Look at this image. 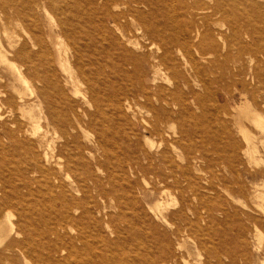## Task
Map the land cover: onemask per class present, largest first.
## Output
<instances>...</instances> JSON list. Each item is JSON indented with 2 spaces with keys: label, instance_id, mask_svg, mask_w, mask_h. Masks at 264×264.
Instances as JSON below:
<instances>
[{
  "label": "bare ground",
  "instance_id": "bare-ground-1",
  "mask_svg": "<svg viewBox=\"0 0 264 264\" xmlns=\"http://www.w3.org/2000/svg\"><path fill=\"white\" fill-rule=\"evenodd\" d=\"M20 1L21 5L18 0L13 2L0 0V59L10 67L15 90L14 93L9 91L3 93L0 90L3 93V98L0 99V143L8 139L12 143L11 146L15 145L20 149L23 147L26 153L30 151L33 156L32 158L30 156L31 161L27 160L33 164L34 172L41 174L42 184L46 186L47 191H44V194L41 193L43 189L39 191L41 195L34 200L27 201L20 198L24 202L16 222L11 218L14 214L12 215L10 207L19 203L20 195L16 192L15 196L11 194V196L4 195L2 200L0 198V234L2 233L6 238L15 229V224L19 226V231L23 234L21 239L11 240L3 246V252H0V264H17L15 248L20 251L22 260L32 258L37 264L189 263L180 240L184 232H191L199 226L201 213L198 207L195 206L197 210H192L180 205V207L177 206L178 209L169 213L168 208L164 207L167 206L164 204L169 201L164 197L168 202L165 201L163 204L162 201H156L154 205L147 207L149 210L144 209L142 205H138L140 201L137 202L133 197L137 195L125 198L126 192L123 193L125 196L118 194L119 188L118 191L116 189L117 195H113L111 192L113 189L102 184L100 175L95 170L102 167V170H99L103 173V167H105L104 172L107 178L105 176L104 178L114 187L113 181L117 175L115 173L119 170L115 172L114 162L113 166L110 163L112 162L111 154L108 150L111 149L108 147L113 145L119 148V141L122 140L124 143L125 136L128 137L120 125V118L127 117L128 111L141 119L140 123L144 124L143 131L146 133V143L150 147H137L128 152L130 150L126 146H121L119 149H122V154L119 155L116 151V154L118 153L116 164L120 168L127 165L135 166L138 173L141 172L143 176L152 175L154 178L150 177L154 180L157 178L158 181L156 180L155 184L167 182L168 178H172L171 180L175 183L174 188L178 187L183 193L184 189L181 186L183 182L179 181L182 178L179 179L177 174H181L179 177H182L188 170L186 167L183 168V164L179 165L178 159L185 160V157H183L184 152L179 151L178 148L187 150L185 156L188 161L195 157L196 152L193 154L192 146H190L192 144L189 145L187 142L194 134L200 132H196L197 126L214 114L213 118H216L217 123H221V131L226 134V142L217 148L216 154L219 159L225 160L223 163L231 170L228 171L230 174L232 172L237 179L234 181L237 186L234 187V183L232 186L226 183L230 178H225V189L234 194L249 196L255 206H251L250 211H244L245 220L251 228L263 235L264 232L260 228L264 229V167L256 169L253 167V170L249 167H252L251 163L257 159V153H260L261 148L264 149V42L259 43L256 39L259 36L264 38V0L263 2L259 0ZM9 6L18 16H21V21H27L22 26L24 29L29 28L30 31L24 30L30 33L28 37L16 39L12 35L11 21L15 19V16L12 17L13 14L8 11ZM246 6L253 9V16H248L251 14ZM43 12L46 14L47 23L42 22ZM221 21L229 22V33L222 31L220 25L219 28L216 27ZM61 37L62 40L66 37L71 45L72 51L69 56L67 50L70 47L63 49V41L59 40ZM15 60L20 62L19 66L14 65ZM225 70L232 81L233 88L225 91V102L242 99L243 104L237 109L238 116H245L244 119L252 125L251 128L243 122V119L237 118V124H233L237 125L241 138L229 127V123L219 120L217 114L223 94L215 87L219 84L224 85L221 81L224 75L226 76ZM29 77L39 82V84L36 82V94L32 102L26 98L23 88L17 87V82L24 85L30 82ZM25 91L27 92L26 89ZM28 93L31 95V92ZM211 99L216 104L214 109L209 106L212 102L208 101ZM143 112H147L145 116L149 115V117L145 118ZM7 116L10 117L7 118ZM236 116L235 114V118ZM42 119L46 122L43 130L41 129L44 123ZM57 132L59 136H56L60 138L57 141L60 140V144L56 147L54 135ZM148 135L158 136L162 142L160 145L163 144L155 154L151 152V148L154 144L156 145V142L150 140L151 137ZM214 135L218 137L215 133ZM51 136L55 142L51 141ZM136 137L139 138L137 135ZM52 142L56 143L55 147ZM94 146H96V152L92 151ZM8 155L6 157H10ZM1 156L3 159V155ZM92 163L95 164V169ZM240 166H243L246 173L243 183L238 181L241 173ZM194 169L192 167V170ZM196 169L199 170V168ZM209 170L213 171L210 168ZM63 172L64 175H62ZM6 173H9L8 170ZM211 173L214 174V172ZM4 175L8 174L3 172ZM32 175L35 174L32 172ZM145 177L149 178V176ZM125 178L122 181L126 180ZM191 179L194 180V178ZM258 179H260L259 182L254 181ZM120 180L119 178L118 181ZM130 181L128 180V183ZM0 183L2 184V181ZM13 184L15 186L16 183L13 182ZM192 184L189 183V187L197 185ZM134 185L136 186L135 183ZM209 185L211 187L210 183ZM164 191L166 195L170 190ZM171 192L172 190L169 196ZM193 193L190 195L193 196ZM1 194L3 195L0 192V196ZM32 194H34L33 191ZM110 195L112 198L108 201ZM218 195L220 197L219 193ZM215 196L213 195L214 198ZM112 200L116 201L113 205L118 206L119 209L126 205L127 208L134 210V221L125 220L128 227L120 224L113 225L116 235L122 236L130 232L133 234L132 254L124 250H121L119 254H115L116 252L114 253L112 249L106 250L104 236L93 232L95 236L91 239L92 235L87 229L88 226L95 224L94 227L97 230L98 213L95 214L96 217L94 216L96 210L99 213H105L107 218L108 216L109 219L112 218V212L109 211V207H113ZM213 200L219 202L216 199ZM127 208L123 207L124 210ZM122 211L118 212L122 213ZM237 212L235 210L234 215L239 218ZM120 213L118 215L121 216ZM126 215L127 213L124 216ZM229 215L231 216V213ZM106 217L105 219L108 220ZM211 217L213 218L212 213ZM231 219L233 221L235 218ZM235 220L240 223L238 219ZM76 226L78 227V229L75 228L77 231H74L76 234H72ZM239 227L245 228L243 225ZM210 229L212 230L211 227ZM207 244L200 242L198 248L204 249L208 256L212 254L214 257H219L218 250L211 249ZM259 246L262 247L261 244ZM259 251L260 255H264V246L259 248ZM225 254L230 257L227 250Z\"/></svg>",
  "mask_w": 264,
  "mask_h": 264
},
{
  "label": "rangeland",
  "instance_id": "rangeland-1",
  "mask_svg": "<svg viewBox=\"0 0 264 264\" xmlns=\"http://www.w3.org/2000/svg\"><path fill=\"white\" fill-rule=\"evenodd\" d=\"M12 2H13V0H11ZM19 1V5H21V1L20 0H18ZM259 1H262L263 2V0H259ZM261 2V3H262ZM263 4H264V2H263ZM246 8L248 9V12H249V14H251V15H248V16H253L254 15V12H253V9H251L250 7H248V6H246ZM8 11L10 12V14H13V16L12 17H14L15 16V19H12V21H11V33H12V35L14 36V38H16V39H19L20 37H24V38H26V37H28L29 35H30V33H27L26 31H24V30H28V31H30L29 30V28H23L24 26H22V24H24V22L26 23L27 21L26 20H24V22L23 21H21V16H18L17 15V13L16 12H14V9L13 8H11L10 6L8 7ZM263 11H264V8H263ZM44 13V12H43ZM17 15V16H16ZM263 16H264V12H263ZM20 17V18H19ZM241 18V20L242 21H244V19L242 18V17H240ZM18 19V20H17ZM28 20V19H27ZM21 21V22H20ZM237 21L239 22V20L237 19ZM20 22V23H19ZM42 22L43 23H47V17H46V14L44 13L43 14V16H42ZM220 25V26H219ZM225 25H226V27H225ZM228 25H229V22L227 23V22H225V21H221V22H219L218 24H217V26L216 27H220L221 29H223L222 31H225L226 33H229V29H228ZM22 26V27H21ZM218 27V28H219ZM225 27V28H224ZM23 29V30H22ZM46 34H48V32H46ZM23 35V36H22ZM27 35V36H26ZM45 35V34H44ZM65 38V39H64ZM67 38L66 37H63V40H62V37H61V39H59L60 41L62 40L63 41V49H68L69 47V50H67V55L69 56L70 55V53H71V51H72V48H71V45L67 42L68 40H66ZM256 39H257V41L259 42V43H261V42H264V38L262 37L261 38V36H259V37H256ZM5 40V39H4ZM65 40V41H64ZM260 40V41H259ZM65 42V43H64ZM64 44H65V46H64ZM67 44H69V45H67ZM67 45V46H66ZM68 47V48H67ZM10 57H11V55H10ZM15 63L16 64H14L15 66H19L20 65V62L18 61V60H15ZM9 65L8 64H6L5 62H2V60L0 59V90H1V92H5V91H9V92H15V90L13 89V79L11 78V71H10V67H8ZM227 73V70H225V73L224 74H226ZM3 76V77H2ZM226 76H227V74H226ZM225 75H224V81H223V79H222V84H224V85H215L216 87V89H219L220 91H221V93L223 94V96H222V101L218 104L219 105V107H218V118H219V120H223L225 123H229L228 125H229V127L234 131V133L235 134H237V136L238 137H240L241 138V135H240V133H238V131H237V125H235V124H233V123H236V120H237V118H238V120L239 119H243V122L246 124V125H248L249 127H251L252 128V125L250 124V122L247 120V119H244L245 118V116H243V117H241V116H238V111H237V109H238V107L240 106V105H242L243 103V100L242 99H240V98H238L237 100H235V101H229V102H225L226 100H225V96H226V94H225V91L226 90H228V89H233L232 88V81H231V79L227 76L226 77ZM227 78V79H226ZM28 80H30V82H28L26 85H24L23 83L21 84L20 82H17V87L18 88H20V89H22V91H23V93H26V98L27 99H29V100H31V102L34 100L33 98H35L34 96H35V94H36V86H37V84H39V82H37V81H33V79L32 78H30L29 77V79ZM33 82V83H32ZM36 82H37V84H36ZM20 84V85H19ZM31 84V85H30ZM225 84H226V86H225ZM229 84H231V85H229V87H228V85ZM24 85V86H23ZM27 85H28V87H27ZM223 86V87H222ZM227 88V89H226ZM25 89L27 90V92L25 91ZM32 90V91H31ZM222 91H224V92H222ZM0 92V93H1ZM28 92H31V95L28 93ZM3 93H1L0 94V99H2L3 98ZM33 93V94H32ZM27 94H28V97H27ZM32 95H33V97H32ZM251 99V98H250ZM209 103H211V104H209V106H210V108L212 109H214V106L216 105L215 104V102H214V100H212L211 99V101L209 100L208 101ZM234 103V104H233ZM240 103V104H239ZM214 104V105H213ZM211 105H213V106H211ZM225 105H226V107H225ZM233 105V106H232ZM227 107H229V108H227ZM232 107H234V108H232ZM40 108V107H39ZM36 110L38 109V108H35ZM227 110L229 111V112H227ZM231 110V111H230ZM39 111V110H38ZM37 112V111H36ZM232 112V113H231ZM236 112V113H235ZM233 113H235L237 116H236V118H235V114H233ZM147 114V112H143V116L146 118H148L149 117V115H147V116H145ZM226 114V115H225ZM222 115H225V116H222ZM234 115V116H233ZM132 116V117H131ZM211 116H212V118H211ZM211 116H209V117H207L208 118V120H207V118L205 119L206 121H204L203 122V124L202 123H200L198 126H197V131L196 132H198V131H200V132H198V133H200V134H198V133H196V134H198V136H195L196 134H194L190 139L191 140H188V142L187 143H189V145L190 144H192V145H190V146H192V150H193V154H194V156L196 157H193L190 161H188L187 159H186V156L185 155H187V150H183L184 148H178V150L179 151H183L184 153V155H183V157H185V160L183 159H181V158H179L178 159V162H180V166H181V164H183V168H187V172H186V174L185 175H183L182 177H179L181 174H177V176H178V178L180 179V178H182V179H180L179 181L180 182H183V184H181V186H182V188L184 189V193L183 192H180V189L178 188V187H176V188H174V185H175V183L172 181L173 179L172 178H168V180H167V182H162V183H159V184H155L156 183V180L158 181V179L156 178L155 180L153 179L154 177L152 176V175H144L143 176V174L141 173V172H139L138 173V171H137V169H135V166H131V165H127V166H125V167H121L120 168V166L118 165V164H116V161H117V154H116V151L117 152H119V155H121L122 154V149H119V148H121V146H126V148L128 149V150H130V151H128V152H131L132 150H134L133 148H137V147H144V146H146V147H144V148H148V147H150L147 143H146V139H145V134L146 133H144V131H143V129H144V124H142V123H140V122H142L141 121V119H139V117H137L136 118V116L135 115H133V113L131 112V111H128V116L127 117H121L120 118V125H121V127L125 130V135H128V137L127 136H125V141H124V143H123V141L122 140H120L119 141V148H115L113 145H111L110 146V148L108 147V149H111V150H108L109 152H110V154H111V161L112 162H110L111 163V165L113 166V164H115L114 165V168L116 169L115 170V172L116 171H123V169L125 170V171H121V172H117V173H115V174H117L116 175V177L114 178V181H113V184H115V185H113L114 187H112V184L110 183V182H108V180L107 179H105V178H107L106 177V174H105V172L104 171H106L104 168L105 167H103V173H102V171H100V170H102V167L101 168H99V169H95V167H94V163H92V166L94 167V169L97 171V174L98 175H100L99 176V178L101 179V182H102V184L104 185V186H106L107 188H109V189H113V191H111L112 192V194L114 195H117V191H118V188H119V193L118 194H122V195H124L123 193H125L126 192V197L125 198H129V197H132L133 195H137V197L136 196H133V197H135L136 198V200H137V202H139V204L138 205H142L141 207L142 208H144V209H148L147 207H149V205H154V202H156V201H162V203L163 202H168V203H166V204H164V205H167V206H169V207H171V206H173L174 208L172 209V207L171 208H169V207H167V206H164V207H166V208H168L167 210H168V212L169 213H171L172 211H174V210H176V209H178V207H180V205H183L184 207L185 206H187L186 208L187 209H194V210H197L198 209V211H199V213H201L200 214V220L198 221V223H199V226L198 227H195L191 232L189 231V232H184L183 233V236L181 237V240H180V243L183 245V247H182V250H183V252H185V255H186V257H187V260L189 261V263L187 262V264H206V262H208V264H264V255H260L258 252H260L259 251V248H262L263 246H264V233H263V235L262 234H259V232L256 230V229H254V228H251L250 227V224L249 223H247V221L245 220V214H244V211H250L251 210V206H255L254 204H253V202L249 199V196L247 197L246 195L244 196L243 194H234L233 192L231 193L229 190V192L225 189V187H226V183L227 184H231L230 186H232V184L234 183V181L235 180H237L236 178H235V176L233 175V173L231 172V174H230V172L228 171V170H230L229 168H228V166L227 165H225L224 163H225V160H221V159H219V157H218V155L216 154V150H217V148L219 147V146H221V144L222 143H225L226 142V134H223L224 132H222L221 130H222V125H221V123L220 122H218L217 123V120H216V118H213V117H215L214 116V114L213 115H211ZM217 116V115H216ZM10 117V116H9ZM8 116H7V118H9ZM226 117V118H225ZM233 117V118H232ZM131 118V119H130ZM133 118V119H132ZM229 118H231L230 119V121H227V119L229 120ZM137 119H139V120H137ZM25 120H27V119H25ZM226 120V121H225ZM234 120V121H233ZM237 120V121H238ZM42 122L44 121V123H42V126L44 127H42L41 129L43 130V129H45V120H41ZM232 121V122H231ZM137 122V123H136ZM207 122V123H206ZM215 122H216V125H215ZM231 122V123H230ZM133 123H135L134 124V127H133ZM204 123H205V126H204ZM44 124V125H43ZM124 124V125H123ZM137 124V125H136ZM140 124V125H139ZM212 126H211V125ZM214 124V125H213ZM232 124H233V126H232ZM237 124V123H236ZM201 125V126H200ZM203 125V126H202ZM232 127H231V126ZM137 126V127H136ZM207 126H209V127H207ZM126 127V128H125ZM204 127H205V129H204ZM216 127H218L219 129H217ZM133 128V129H132ZM211 128V129H210ZM215 128V129H214ZM133 131H132V130ZM135 130V131H134ZM139 130V131H138ZM205 130H207V131H205ZM136 131H138V132H136ZM216 131V132H215ZM128 134H127V133ZM204 133V134H202V133ZM137 133V134H136ZM208 133V134H207ZM214 133L216 134V136H218V137H215V135H214ZM219 133V134H218ZM135 134V135H134ZM140 134V135H139ZM52 135H54V134H52ZM59 136V132H57V133H55V135L54 136ZM136 135L139 137V138H137L136 137ZM204 135V136H203ZM211 135V136H210ZM57 136H56V138L54 137V139H56V143H57V145H56V143L54 144V140H53V136H51L50 138H52V140L51 141H54V142H52L53 144L52 145H54V147H55V145H56V147L60 144V140H58L57 141V139L59 138H57ZM149 137H151V138H149L150 140H153L154 142H156V145L154 144L153 145V148H151V152L153 153V154H155V152H156V150L157 151H159L161 148H162V145H160L162 142L158 139V136H156V135H154V136H151V135H148ZM131 137V139H129ZM140 137H141V139H140ZM155 137V138H154ZM193 137L195 138L196 137V139H193ZM201 137H203V139H201ZM215 138H216V140H215ZM219 138V139H218ZM222 138V139H221ZM239 138V139H240ZM60 139V138H59ZM143 139V140H142ZM199 139H201L200 141H199ZM6 142H5V141ZM3 141H1V143H0V156L1 155H3V159H2V156H1V159H2V162H1V159H0V170H1V167H2V171H0V181H2V184L0 183V187H2V188H0V192L1 193H3V195L2 196H0V198H1V200H2V197L4 196V195H6V196H11V194L12 195H14L15 196V194H16V192H18V194L21 196H19V203L16 205V206H13V207H10V211H12L11 213H12V219H13V221L14 222H16L17 221V219H18V217H19V213L22 211V204H23V202L24 201H21L20 200V198L21 199H25V200H27V201H30V200H34L35 198H38L40 195H41V193H45L46 191H47V189H46V186L44 185V184H42V181H41V179H42V177H41V174L38 172V174H37V172L35 173L34 172V166H33V164L31 163V162H29V161H31V158H32V156L33 155H31V153H30V151H29V153L27 152L26 153V149H24L23 147H21L22 149H20V147L19 148H16V146L15 145H13V146H11L12 145V143L8 140V139H4ZM129 140V141H128ZM158 140V141H157ZM203 140V141H202ZM218 140V141H217ZM240 140H242V139H240ZM126 141H127V143H126ZM152 141V142H153ZM190 141H192V143L190 142ZM198 141V142H197ZM211 141H212V143H211ZM221 141V142H220ZM9 142V144H6V143H8ZM131 144H129V143ZM143 142H145V143H143ZM153 142V143H154ZM195 142V143H194ZM203 142H204V144H203ZM194 143V144H193ZM201 145H199V144ZM11 144V145H10ZM123 144H125V145H123ZM129 144V145H128ZM139 144H141V145H139ZM142 144H143V146H142ZM145 144V145H144ZM205 144H207V145H205ZM212 144V145H211ZM10 145V146H9ZM94 145V144H93ZM133 145V146H132ZM199 145V146H198ZM204 145H205V147H204ZM130 148H129V147ZM8 147H9V149H8ZM155 147V148H154ZM197 147H198V149H197ZM201 147H203V148H201ZM209 147H210V149H209ZM95 148V149H94ZM113 148V149H112ZM214 150H213V149ZM19 149V150H18ZM94 149V150H93ZM12 150V151H11ZM115 150V151H114ZM121 150V151H120ZM196 150V151H195ZM198 150V151H197ZM213 150V151H212ZM2 151V152H1ZM20 151V152H19ZM24 151V152H23ZM92 151L93 152H96L97 150H96V146H94V147H92ZM113 151L115 152V155L113 154ZM208 151H212L211 153L210 152H208ZM215 151V152H214ZM112 152V153H111ZM127 152V153H128ZM186 152V153H185ZM199 152H201V153H199ZM2 153V154H1ZM10 153V155H8ZM197 153H199V154H197ZM215 153V154H214ZM11 154H13L12 156H11ZM28 154H30V155H28ZM34 154V153H33ZM205 154V155H204ZM258 154V156H257V161L256 160H254L252 163H251V165H252V167L250 166L249 168H251V170H253V169H256L257 167L259 168V167H264V149L263 148H261V151H260V153H257ZM10 156V157H6V156ZM27 155V156H26ZM23 156V157H22ZM30 156H31V158H30ZM217 156V157H216ZM16 157V158H15ZM22 157V158H21ZM113 157V158H112ZM115 157H116V159H115ZM199 157V158H198ZM203 157V158H202ZM12 159H14V160H12ZM22 159H24V160H22ZM29 161H28V160ZM114 159H115V161H114ZM195 160V162H194V160ZM197 159V160H196ZM5 160H7V161H5ZM9 160H10V163H9ZM16 160V161H15ZM21 160L23 161V163H25V164H23L22 162H21ZM184 161V162H181V161ZM201 160H203L202 162H201ZM4 161V162H3ZM13 161V162H12ZM198 161V162H197ZM220 161L222 162V163H220ZM7 162V163H6ZM114 162V163H113ZM188 162V163H187ZM192 162V163H191ZM199 162H200V164H199ZM224 162V163H223ZM254 162H255V164H254ZM12 163V164H11ZM113 163V164H112ZM187 163V164H186ZM194 163V164H193ZM217 163V164H216ZM220 163V164H219ZM5 164V165H4ZM22 164V165H21ZM185 164V165H184ZM191 164V165H190ZM193 164V165H192ZM198 166H197V165ZM203 164V165H202ZM25 165V166H24ZM28 165V166H27ZM214 165H216V166H214ZM221 165V166H220ZM253 165H255V166H253ZM4 166V167H3ZM20 166V167H19ZM21 166H23V167H21ZM26 166H27V168H26ZM32 166H33V168H32ZM195 166H196V168H199V170L198 169H196L195 168ZM202 168H204V169H202ZM213 166V167H212ZM226 166V167H225ZM13 167V168H12ZM20 169H19V168ZM25 167V168H24ZM189 167H190V170H189ZM192 167H193V169L194 170H192ZM224 167H225V170H224ZM253 167H255V168H253ZM17 168V169H16ZM118 168V169H117ZM209 168L210 169H212L213 171H211V170H209ZM253 168V169H252ZM5 169H7L8 170V172L9 173H6L7 172V170H5ZM220 169H222V170H224V172L221 170V172H220ZM99 170V171H98ZM129 170V171H128ZM240 178L238 179V181L240 182V183H243L244 182V177L246 176V173H245V169H243V166H240ZM12 171V172H11ZM127 171V172H126ZM194 171H196L195 173H194ZM214 172V174L213 173H211V172ZM231 171V170H230ZM3 172L5 173V174H8V175H10V177L8 176V175H4L3 176ZM14 172V173H13ZM32 172L36 175H32ZM126 172V173H125ZM197 172H198V174H197ZM228 172V173H227ZM127 173H129V175L127 174ZM141 173V174H140ZM225 173H226V175H225ZM104 174V175H103ZM120 174H121V176H120ZM122 174H124V176H122ZM126 174H127V176H126ZM189 174V175H188ZM199 174H200V178H201V180H200V178H199ZM221 174V175H220ZM224 174V175H223ZM242 174V175H241ZM21 175H23L22 177H21ZM32 175V176H31ZM62 175H64V172H63V174ZM131 175H133V176H131ZM192 175V176H191ZM197 177H196V176ZM104 176H105V178H104ZM131 178H130V177ZM145 176H149V178L148 177H145ZM150 176H152L153 178H151ZM223 176H225V177H223ZM227 176H229V177H227ZM5 177V178H4ZM25 177V178H24ZM29 177V178H28ZM33 177V178H32ZM39 177V178H38ZM65 177V176H64ZM71 177V179H73L72 178V176H70ZM121 179L120 181H118L119 180V178ZM124 177H126L125 179L127 180H123L122 181V179H124ZM129 177V178H128ZM135 177H138V178H135ZM186 177H187V180H188V182H184V181H187L186 180ZM190 177V178H189ZM222 177H223V179H222ZM10 180V181H8V179ZM20 178H21V181H20ZM36 178H37V180H36ZM134 178V179H133ZM191 178H194V180L193 179H191ZM195 178H196V180H195ZM225 178H232L231 180L233 181V182H231V180L230 179H227L228 181L226 182L225 180ZM234 178V179H233ZM26 179V180H25ZM40 179V180H39ZM147 179V180H146ZM149 179V180H148ZM172 179V180H171ZM185 179V180H184ZM199 179V180H198ZM203 179V180H202ZM5 182H4V181ZM6 180H7V182H6ZM32 180H34V181H32ZM104 180V181H103ZM106 180V181H105ZM128 180L130 181L129 183H128ZM19 181V182H18ZM25 181V182H24ZM29 181V182H28ZM38 183H37V182ZM115 181H117V182H115ZM136 181V182H135ZM140 181V182H139ZM154 181V182H153ZM192 181V182H191ZM195 181V182H194ZM222 181H223V183H222ZM254 181H257V182H259L260 181V179H258V180H254ZM9 182V183H8ZM13 182L14 183H16L15 184V186H13L14 184H13ZM34 182V183H33ZM40 182V183H39ZM105 182V183H104ZM125 184V185H122L123 183ZM226 182V183H225ZM4 183V184H3ZM19 183H20V185H21V183H22V185L21 186H23V187H21L20 185H19ZM26 185H25V184ZM119 183L121 184V185H119ZM134 183L136 184V186L134 185ZM154 183V184H153ZM186 183V184H185ZM189 183H195V184H197V185H193V186H190L189 187ZM209 183L211 184V187H210V185H209ZM225 183V184H224ZM8 184H9V186H8ZM13 184V185H12ZM30 184V185H29ZM38 184H39V186H38ZM107 184V185H106ZM119 186H118V185ZM127 184V185H126ZM130 184H132V185H130ZM206 184H207V186H206ZM222 184V185H221ZM224 184V185H223ZM2 185H5V186H2ZM21 188H17L18 186ZM35 185V186H34ZM109 185V186H108ZM111 185V186H110ZM155 185H156V188H154L155 187ZM167 187H165V186ZM201 185V186H200ZM203 185V186H202ZM205 185V186H204ZM8 186V187H7ZM29 186H32V187H29ZM44 187V188H41V187ZM126 186V187H125ZM133 186V187H132ZM186 186V187H185ZM188 186V187H187ZM196 186V187H195ZM233 186L235 187V186H237V184H233ZM5 187H7V188H5ZM129 187H131V188H129ZM147 187H148V189H147ZM191 187H194V188H191ZM202 187V188H201ZM204 187H206V188H204ZM214 187V188H213ZM222 187V188H221ZM15 188H17L16 190H14ZM32 188V189H31ZM33 188H35L34 190H33ZM121 188V189H120ZM124 188H125V190H124ZM136 188V189H135ZM138 188V189H137ZM189 188V189H188ZM200 188V189H199ZM203 188L205 189V190H203ZM211 190H210V189ZM213 188V189H212ZM7 189V190H6ZM9 189V190H8ZM20 189V190H19ZM30 189L33 191V193L34 194H32V191H30ZM43 189V190H42ZM116 189H117V191H116ZM134 189V190H133ZM143 189V190H142ZM150 189H151V191H150ZM176 189V190H175ZM193 189H194V191H193ZM217 189H218V191H217ZM11 190V191H10ZM42 190V192L40 193L39 191H41ZM124 190V191H123ZM147 190V191H146ZM163 190V191H162ZM164 190H172V192L170 193V195L172 196H169V192H167L166 193V195H165V191ZM199 190V191H198ZM206 190H207V192H208V194H207V192H206ZM35 191V192H34ZM45 191V192H44ZM128 191H130V192H132V193H130V192H128ZM135 191V192H134ZM138 191V192H137ZM176 191V192H175ZM191 191V192H190ZM217 193H215V192ZM10 193V194H8V193ZM13 192V193H12ZM127 192L129 193V194H127ZM144 194H143V193ZM162 192H164V194L162 193ZM194 192V193H193ZM202 192V193H201ZM5 193V194H4ZM27 193V194H26ZM38 193H40V194H38ZM80 193V192H79ZM133 193H135V194H133ZM146 193V194H145ZM162 193V194H161ZM182 194V196H180V194ZM191 193H193V196H191L192 194ZM196 193H198V194H196ZM213 193V194H212ZM216 194V196H215V194ZM218 193L220 194V197H219V195H218ZM26 194V195H25ZM37 194V195H36ZM155 194H156V197H155ZM175 194V195H174ZM185 194V195H184ZM191 194V195H190ZM212 194V195H211ZM78 195V194H77ZM124 195V196H125ZM127 195H129V196H127ZM158 195H160V196H158ZM163 195H165V196H163ZM196 195V196H195ZM213 195L215 196V198L213 197ZM26 196V197H25ZM144 196V197H143ZM146 196V197H145ZM161 196H163L162 197V199H161ZM173 196H177L178 198V200L177 199H175L176 197H173ZM196 197V200H195V197ZM197 196L199 197V198H197ZM203 196V197H202ZM210 196H211V198H210ZM224 198H223V197ZM141 199H140V198ZM158 197V198H157ZM168 200H166L165 198ZM170 197H171V200H172V203H175L176 201L178 202V203H175L174 205L171 203V200H170ZM189 197V198H188ZM193 197V198H192ZM205 197V198H204ZM207 197H208V201L210 202V203H207L208 201H207ZM217 197V198H216ZM222 197V198H221ZM112 197H111V195H110V197H109V199H108V201H111L110 199H111ZM164 198V199H163ZM181 198V199H180ZM187 198V199H186ZM190 198L192 199V200H190ZM210 198V199H209ZM220 198V199H219ZM227 198V199H226ZM146 199H148V200H146ZM174 199V200H173ZM200 199H202V201L200 200ZM212 199H216V200H218L219 202H216L215 200H213V201H215V202H213L212 201ZM0 200V201H1ZM105 200V199H104ZM115 200V199H114ZM114 200H112V201H114ZM142 200V201H141ZM164 200V201H163ZM176 200V201H175ZM183 202H182V201ZM205 200L207 201V202H205ZM223 200V201H222ZM225 200H226V202H225ZM101 202H102V199L100 200ZM149 201V202H148ZM151 201V202H150ZM175 201V202H174ZM182 203H181V202ZM193 201V202H192ZM231 203H230V202ZM116 201H114V203L113 202H111V204L113 205V204H116L115 203ZM187 202H189V203H187ZM203 204H202V203ZM211 202H213V203H211ZM221 202V203H220ZM145 203V204H144ZM151 203V204H150ZM184 203V204H183ZM194 203V204H193ZM196 203V204H195ZM216 203V204H215ZM147 204V205H146ZM170 204H172L171 206H170ZM206 205V206H203V205ZM207 204H209V205H211V207H209V205L207 206ZM215 204V205H214ZM222 204V205H221ZM190 205V206H189ZM214 207H213V206ZM218 205H219V207H218ZM178 206V207H177ZM198 207L197 209H195L196 207ZM221 206H223L224 208H222ZM123 207L124 208H127L128 206H126V205H123L122 206V208H120L119 209V207L118 206H114L113 205V207L111 208V207H109V211L110 212H112V214L111 215H113L112 216V218L111 219H109L110 217L108 216V218L106 217V215H105V213L103 214V213H99L97 210L94 212V216H95V214L96 213H98L97 214V217H96V220H97V226L98 227H96L97 228V230H95V224H92V225H90V226H88L89 228H87V229H89V233L92 235L91 236V239L95 236V235H93L94 233L95 234H98V233H101L103 236H104V239H105V241H106V246H104L105 248H106V250H113V252L115 253V254H119L120 252H121V250H124L125 252H127V253H129V254H132L133 252H132V249H131V246L133 245V243H134V241H133V238H132V236H133V234L130 232L129 234L128 233H125V234H122V236H119V235H116L117 233L114 231V229H113V225H115V224H120L121 226H125V227H128L127 225H128V223L125 221V220H127V221H130V222H132V221H134V219H133V214H134V210H132V209H130V208H127V209H123ZM204 207V208H203ZM207 207V208H206ZM234 207V208H233ZM223 209V210H221V209ZM236 208V209H235ZM9 209V208H8ZM7 209V211H9ZM122 209H123V211H122ZM213 209V210H212ZM226 209H229V210H226ZM149 210V209H148ZM210 210V211H209ZM226 210V211H225ZM235 210H237L238 212V216H240L239 218L238 217H235V215H234V211ZM118 211H122V213H124V214H122V213H120V212H118ZM207 211L209 212V213H207ZM212 211V212H211ZM129 212V213H128ZM116 215H115V214ZM121 214V216L120 215H118V214ZM127 213V215L126 216H124L125 214ZM188 213L189 214H191V212L188 210ZM211 213H212V216H213V218L211 217ZM215 213V214H214ZM226 213V214H225ZM231 213V216L229 215ZM208 214H209V216H208ZM100 215H101V218H102V216H105L108 220H106L105 219V217H103L102 219H103V221H102V219L100 218ZM123 215V216H122ZM224 215H226L227 217H225ZM228 215L230 216V217H228ZM115 216H116V218H115ZM117 216H119V217H117ZM223 217H225V218H223ZM99 218V219H98ZM118 218V219H117ZM226 218H227V220H226ZM231 218H235V219H238V221L240 222V223H238L235 219H233V221H232V219ZM112 219H114L113 220V222H112ZM117 219V220H116ZM214 219V220H213ZM217 219V220H216ZM240 219V220H239ZM101 220V221H100ZM110 220V222H108ZM115 221V222H114ZM226 221V222H225ZM230 221V222H229ZM246 221V222H245ZM102 222H103V224H102ZM212 222V223H211ZM216 222V223H215ZM229 222V223H228ZM107 223V224H106ZM147 223V222H146ZM231 223V224H230ZM235 223V224H234ZM243 223V224H242ZM246 223V224H245ZM106 225V226H105ZM111 225V226H110ZM239 225H243V226H245V228H241V227H239ZM249 225V226H248ZM110 226V227H109ZM94 227V228H93ZM210 227L212 228V230L210 229ZM75 228L76 229H78V227L76 226V227H74V230H72V234L74 233V231H77V230H75ZM94 229V230H90V229ZM100 228V229H99ZM199 228V229H198ZM206 230H205V229ZM208 228V229H207ZM109 229V230H108ZM202 229V230H201ZM262 229V231L264 232V229L263 228H260V230ZM20 229H19V226L17 225V224H15V229L13 230V232H11L6 238H4V235H2V233L0 234V241H1V243H0V252H3V246L6 244V243H8V242H10L11 240H14V239H21L22 237H23V234H21V232L19 231ZM100 230H101V232H100ZM112 230V231H111ZM209 230V231H208ZM239 230V231H238ZM242 230H244L243 232H242ZM259 230V231H260ZM19 231V232H18ZM92 233H91V232ZM108 231V232H107ZM199 231V232H198ZM202 231V232H201ZM94 232V233H93ZM115 232V233H114ZM233 232H234V234H233ZM237 232V233H236ZM261 232V231H260ZM106 233V234H105ZM196 233V234H195ZM206 233H207V235H206ZM243 233V234H242ZM256 233V234H255ZM74 234H76V232L74 233ZM212 235V237H211V235ZM238 236H237V235ZM244 234H245V236H244ZM257 235V236H260V238L258 237L257 238V236H255V235ZM259 234V235H258ZM113 235V236H112ZM201 235V236H200ZM225 235V236H224ZM229 236V237H226V236ZM236 236V237H235ZM242 236V237H241ZM261 236H262V239H261ZM113 237H114V239H113ZM189 237V238H188ZM191 239V240H190ZM213 239V240H212ZM241 241H240V240ZM127 240V241H126ZM193 240V241H192ZM201 240V241H200ZM208 240V241H207ZM121 241V242H120ZM110 242V243H109ZM200 242H203V243H208L207 244V246H209L211 249H213V248H216L217 250H218V252H219V257H214L212 254H209V256L207 255V253L205 252V250L204 249H199L198 248V243H200ZM225 242V243H224ZM260 242V243H259ZM210 243V244H209ZM241 243V244H240ZM226 244H227V247H226ZM243 244V245H242ZM262 245V247L261 246H259V245ZM110 246V247H109ZM112 246V247H111ZM122 247V248H121ZM184 248V249H183ZM197 249V250H196ZM15 250H16V252H17V255H16V263L17 264H37L36 263V261L35 260H32V258H28L26 261H24V260H22L21 259V254H20V251L18 250V249H16L15 248ZM225 250H227V253H228V255L230 256V257H228V256H226V254H225ZM197 252H199V254L197 253ZM206 253V254H205ZM199 255V256H198ZM196 257H197V260H196ZM201 258V259H200ZM194 261V262H193ZM195 261H196V263H195ZM46 264H48V263H46ZM184 264V263H183Z\"/></svg>",
  "mask_w": 264,
  "mask_h": 264
}]
</instances>
